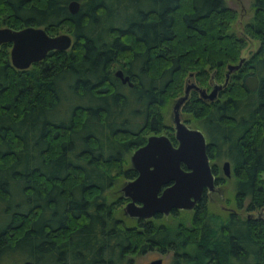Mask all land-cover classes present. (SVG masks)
Masks as SVG:
<instances>
[{
  "label": "trees",
  "instance_id": "1",
  "mask_svg": "<svg viewBox=\"0 0 264 264\" xmlns=\"http://www.w3.org/2000/svg\"><path fill=\"white\" fill-rule=\"evenodd\" d=\"M251 7L240 35L227 0H0V27L73 40L27 69L0 45V264H131L151 250L169 264H264V0ZM245 38L259 43L248 57ZM188 81L222 84L212 100L191 90L180 113L216 175L230 163L236 211L211 213L204 194L170 231L125 215L113 189L149 134L175 140L168 108Z\"/></svg>",
  "mask_w": 264,
  "mask_h": 264
},
{
  "label": "water",
  "instance_id": "2",
  "mask_svg": "<svg viewBox=\"0 0 264 264\" xmlns=\"http://www.w3.org/2000/svg\"><path fill=\"white\" fill-rule=\"evenodd\" d=\"M68 7L71 13H76L79 3L71 1ZM4 43L11 45V64L17 69H27L32 63L44 59L51 51L68 50L73 40L67 33L50 36L42 27L28 26L19 30L1 27L0 45ZM243 60L242 58L237 65H228L226 81L229 73L238 69ZM116 74L123 82L129 81L128 76L123 77L122 71L119 70ZM245 83L252 90L258 86V80L253 76L247 77ZM129 84L132 85L131 82ZM221 88L222 84L216 83L207 93L204 88L190 83L184 94L172 105L171 116L177 146L172 144L167 135L153 134L132 153L130 162L138 175L123 187L124 196L130 200L124 208L127 216L149 219L157 214L168 215L172 210H191L202 199L205 190H214L215 177L207 155L204 134L199 129L188 127L181 120L180 108L188 98L190 89L212 100ZM222 169L228 177V161L223 163ZM148 264H162V259L151 260Z\"/></svg>",
  "mask_w": 264,
  "mask_h": 264
},
{
  "label": "rangeland",
  "instance_id": "3",
  "mask_svg": "<svg viewBox=\"0 0 264 264\" xmlns=\"http://www.w3.org/2000/svg\"><path fill=\"white\" fill-rule=\"evenodd\" d=\"M227 5L232 8L235 13L237 14V19L234 24V28L236 29L237 33L242 35V27L243 24L249 21L253 15V9L251 7V0H227ZM6 27V26H2ZM1 28V27H0ZM65 33V32H61ZM60 34V33H59ZM247 46L242 50V57H248L250 56L257 48L259 43L257 41L247 39ZM192 81V80H191ZM184 84V83H183ZM187 84V83H186ZM186 87V85H183ZM198 86V85H197ZM204 88L208 93L211 91L212 87H201ZM184 94V93H183ZM182 94V95H183ZM179 98V97H178ZM175 100V99H174ZM174 102L171 103L170 107L168 108V113L170 114V122L172 124V105ZM192 127V126H191ZM193 128H197V126L194 125ZM166 135V134H165ZM148 136H151L149 134ZM212 161V160H211ZM225 161L224 158H221L220 161L217 163L220 169V173L218 174L219 177H223L225 179V183L223 185H220V191L217 192H209L207 193L206 197L208 200V207L210 209V212L213 214H224L231 212V211H236L235 210V205H234V189H233V183L234 179L230 175V177H226L223 172L221 171V165ZM213 163V161L211 162ZM231 173V170H230ZM126 180L121 179L118 183V185L113 189L115 192L114 197L116 198L117 195H120L121 193L119 190L121 189L122 185L124 184ZM126 203L121 204L120 211H123L124 213V208H125ZM189 213H185L184 211H178L177 214H170L166 217H161L156 220V222L160 225H165L167 226L168 230L170 231H175L176 227L182 222V221H188V215L192 214V211H188ZM125 214V213H124ZM243 215V213H241ZM126 215V214H125ZM118 217H121V215L118 213ZM124 216V215H123ZM156 218H153L155 220ZM132 225L137 224V221L135 220H130L128 221ZM172 240L175 242V237L174 234L172 233ZM172 256V252H166V253H160L157 250H151L142 254H135L132 255L130 254L129 257L132 258L131 264H148L151 260L161 258L162 259V264H169L170 263V258Z\"/></svg>",
  "mask_w": 264,
  "mask_h": 264
},
{
  "label": "flooded vegetation",
  "instance_id": "4",
  "mask_svg": "<svg viewBox=\"0 0 264 264\" xmlns=\"http://www.w3.org/2000/svg\"><path fill=\"white\" fill-rule=\"evenodd\" d=\"M117 71H119V69L118 70H116L115 71V75L119 78V79H121V81H122V78L120 77V76H118L116 73H117ZM121 71V70H120ZM122 75H123V77H125V74L122 72ZM123 82V81H122ZM129 82H131V80H130V78H129V81H126V82H123V83H126L127 85H129L130 87H132V85H130L129 84ZM132 83V82H131ZM190 83H192L191 81H188L187 82V84H186V87L190 84ZM214 85V84H213ZM212 85V86H213ZM186 87H185V89H186ZM185 89H184V91H185ZM191 90H193V89H190L189 90V93L191 92ZM207 92V91H206ZM208 93V92H207ZM199 94V93H198ZM200 95V94H199ZM188 96H189V94H188ZM201 96V95H200ZM208 99V98H207ZM182 106V105H181ZM172 117V116H171ZM180 118H181V120L188 126V127H191L190 125H188L184 120H183V118H182V116H181V113H180ZM172 127H173V131H174V124H173V122H172ZM191 128H193V127H191ZM197 129V128H196ZM200 130V129H199ZM201 131V130H200ZM202 132V131H201ZM174 133V132H173ZM203 133V132H202ZM204 134V133H203ZM151 135H153V134H151ZM155 135H160V134H155ZM149 137V136H148ZM147 137V138H148ZM204 137H205V139H206V136L204 135ZM170 138V137H169ZM171 140V139H170ZM146 141H147V139H146ZM171 142H172V144L174 145V146H177V142H176V140H171ZM146 143V142H145ZM144 143V144H145ZM206 143H207V146H208V141H207V139H206ZM143 144V145H144ZM142 145V146H143ZM206 150H207V148H206ZM131 155H132V153H131ZM130 155V156H131ZM208 155V154H207ZM208 158H209V156H208ZM209 162H210V164L212 165V171H213V163H211L212 161H211V159L209 158ZM225 162V161H224ZM223 162V163H224ZM223 163H222V165H221V171L223 172V169H222V166H223ZM130 164H131V162H130ZM132 166V165H131ZM229 166H230V163H229ZM181 167L184 169V170H187L186 168H185V166L183 165V164H181ZM133 168V167H132ZM134 169V168H133ZM135 170V169H134ZM230 170H231V167H230ZM135 172H136V170H135ZM213 174H214V177H215V188H214V190H212V191H208V190H205L204 191V193H203V195L204 194H207V193H209V192H217V191H220V188H219V186L220 185H218L217 184V175H216V173L213 171ZM223 174H224V172H223ZM137 172H136V175L134 176V178H132V179H129V180H126L125 182H124V184L122 185V187H121V189L119 190V192L122 194V196L124 197V198H126L127 199V202H129L130 200L127 198V197H125L124 196V193H123V187H124V185H125V183L126 182H128V181H131V180H134L136 177H137ZM225 175V174H224ZM228 177H230V175L228 176ZM219 178H221V179H223V177H219ZM162 188H164V187H162ZM127 202H126V204H127ZM177 210H179V209H177ZM173 211H175V210H172L168 215H170V214H172V212ZM168 215H161V214H157V215H155V216H153V217H151V218H149L150 220H152L153 218H161V217H166V216H168ZM134 219H137V218H134ZM149 219H138V220H149Z\"/></svg>",
  "mask_w": 264,
  "mask_h": 264
}]
</instances>
